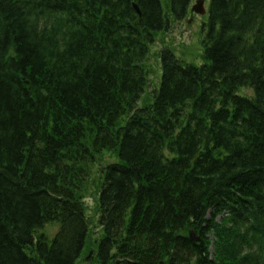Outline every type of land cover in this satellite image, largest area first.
I'll return each instance as SVG.
<instances>
[{
  "label": "trees",
  "instance_id": "16d2710c",
  "mask_svg": "<svg viewBox=\"0 0 264 264\" xmlns=\"http://www.w3.org/2000/svg\"><path fill=\"white\" fill-rule=\"evenodd\" d=\"M191 1L0 0V264L79 261L103 153L88 264H264V0H210L204 64L161 50L139 106Z\"/></svg>",
  "mask_w": 264,
  "mask_h": 264
},
{
  "label": "rangeland",
  "instance_id": "374dc122",
  "mask_svg": "<svg viewBox=\"0 0 264 264\" xmlns=\"http://www.w3.org/2000/svg\"><path fill=\"white\" fill-rule=\"evenodd\" d=\"M203 4V14L197 15L191 10L187 17L181 22L175 21L169 17V28L165 32H161L155 36L154 44L150 47V53L145 64L148 71L149 85L146 88L143 98L139 102V106L150 99L151 91L157 85L160 77V66L158 55L161 50L168 49L174 56L184 65L200 66L204 63L203 59V41L204 28L206 23L209 0H193L191 6L201 7ZM167 9H165V12ZM201 13V11L199 12ZM240 95H251L249 89H243ZM116 162L115 156L111 153H103L98 155L92 164L86 167V180L81 195L78 198L84 205V214L88 224V235L85 243L84 251L76 264H88L86 261L89 255H94L96 244L102 237L101 228L98 225L99 211L97 206L98 191L102 182L101 170L103 166ZM59 225L49 224L43 229L36 232L34 240L38 237H45L51 240L58 230Z\"/></svg>",
  "mask_w": 264,
  "mask_h": 264
},
{
  "label": "water",
  "instance_id": "95a60500",
  "mask_svg": "<svg viewBox=\"0 0 264 264\" xmlns=\"http://www.w3.org/2000/svg\"><path fill=\"white\" fill-rule=\"evenodd\" d=\"M133 7H134V9L136 10V12L138 13V15H140V12H139L138 7H137L136 5H134ZM190 239H191L192 241H196V239H194L192 233H190Z\"/></svg>",
  "mask_w": 264,
  "mask_h": 264
}]
</instances>
